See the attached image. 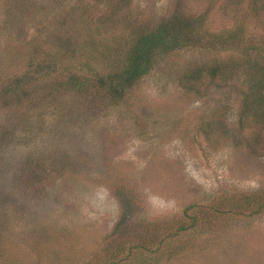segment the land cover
<instances>
[{
	"label": "rangeland",
	"instance_id": "1",
	"mask_svg": "<svg viewBox=\"0 0 264 264\" xmlns=\"http://www.w3.org/2000/svg\"><path fill=\"white\" fill-rule=\"evenodd\" d=\"M237 1L0 0V91L32 77L24 95L0 100V264H264V211L168 233L190 205L264 195V125L240 130L242 76L197 92L181 80L198 64L241 68L247 52L260 53L264 0L254 17L250 0ZM177 9L205 14L208 33L243 19L246 35L227 49L160 56L117 104L48 85L106 73L104 49ZM88 39L92 51L82 50ZM257 126L263 143L250 151Z\"/></svg>",
	"mask_w": 264,
	"mask_h": 264
},
{
	"label": "trees",
	"instance_id": "2",
	"mask_svg": "<svg viewBox=\"0 0 264 264\" xmlns=\"http://www.w3.org/2000/svg\"><path fill=\"white\" fill-rule=\"evenodd\" d=\"M231 1L232 4H237L238 2L237 0ZM250 4L251 7L248 12L249 15L254 17L255 14L261 11V6H257L259 0H250ZM204 21L205 14L192 17L183 15L177 9L168 19L161 20L154 28L140 27L134 36L125 37L118 41L115 47L104 49L103 53L106 58L104 67L108 69L106 73L100 74L99 72L94 79L88 75L75 76L73 74L65 80V83L61 84L62 81L55 79V81L50 80L48 85H50L51 89H54L58 86L59 88L63 87L62 85L64 84L66 86L72 84L74 95L89 94V96H93L95 101H101V98H105L108 102L117 104L123 100L127 91L150 74L160 56L169 54L177 49L204 45L213 49H227L236 46L242 40L248 27L246 21L242 19L231 30H225L222 33H208L203 26ZM87 41L88 44H85L82 50L91 48L92 51L93 41L91 39ZM70 46L67 45V47ZM244 51L242 49V52ZM245 55L248 56L249 63L247 65L242 64L241 68L239 65L228 64L231 61L203 63L187 69L181 78L183 84L186 85L184 89L197 92L208 82L220 79V81L226 83L242 76L245 81L246 92L243 95L242 109L238 119L240 130L252 129L260 123L264 125V45L260 48V53L254 52L251 54L247 52ZM88 56L89 58L92 57V53L88 54ZM39 67H37L38 70L44 72L49 70L50 64L46 63ZM49 76L44 72L41 78L45 79ZM27 79L30 80L32 77L27 74L11 80V87L8 85L0 91V100L6 101L10 98L24 95L28 91L30 83L32 86V82ZM102 102L104 101L102 100ZM210 128V124L206 123L205 129ZM255 130H259L258 133L250 134L248 139L250 144L248 150L250 151L254 148L257 149L263 143L262 137L259 135L261 130L259 127ZM224 205L223 209L216 208L213 205H207L204 208L196 204L190 205L187 207L183 221L172 232H168L169 235H176L198 227L200 229L202 219L207 220L210 215L212 217L216 216L215 214L221 215V213L236 216L258 215L264 211V195L256 193L239 195L234 203L226 202ZM191 211L193 212L190 213ZM195 213L197 214L196 216ZM167 228L165 227L164 231Z\"/></svg>",
	"mask_w": 264,
	"mask_h": 264
}]
</instances>
